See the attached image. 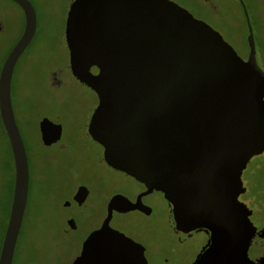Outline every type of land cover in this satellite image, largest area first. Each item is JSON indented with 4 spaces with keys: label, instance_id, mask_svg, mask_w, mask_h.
I'll return each mask as SVG.
<instances>
[{
    "label": "water",
    "instance_id": "obj_1",
    "mask_svg": "<svg viewBox=\"0 0 264 264\" xmlns=\"http://www.w3.org/2000/svg\"><path fill=\"white\" fill-rule=\"evenodd\" d=\"M15 1L24 25L0 66V120L13 162L0 264L12 262L28 181L10 78L35 14L28 0ZM246 39L241 57L173 0H71L64 20L69 70L97 97L87 131L101 144L104 161L145 191L160 190L175 222L223 231L217 239L228 243L231 257L247 256L253 229L238 198L245 189L241 171L264 150V70L248 19ZM120 197L123 210L133 206L111 195L101 224L87 233L71 264H146L142 245L108 223Z\"/></svg>",
    "mask_w": 264,
    "mask_h": 264
},
{
    "label": "rangeland",
    "instance_id": "obj_2",
    "mask_svg": "<svg viewBox=\"0 0 264 264\" xmlns=\"http://www.w3.org/2000/svg\"><path fill=\"white\" fill-rule=\"evenodd\" d=\"M250 11V26L255 47V57L264 64V0H244ZM191 9L200 7L190 4ZM228 2L226 1V5ZM35 30L31 39L17 57L10 78L12 110L20 134L24 140L30 170L27 213L20 224L11 264H69L76 243L86 229L64 231L61 229L55 200L67 193L74 181L72 175L84 173L89 167V156L94 149L86 135V122L96 104L95 92L71 74L68 66V51L64 41V11L66 5L47 2L37 6ZM227 16L215 22L224 37L243 54L246 48L245 23L239 15ZM234 22L237 33L228 27ZM0 66L18 38L22 28V16L8 3L0 2ZM49 116L62 124L64 147H43L37 138V121ZM37 150V159H30V151ZM31 149V150H30ZM13 163L10 147L0 120V230L12 183ZM46 167L54 177L47 176L53 185L66 177L63 186L46 187L39 192L32 182V174L39 172L43 178ZM246 184V193L264 192V150L252 155L241 172ZM110 176L103 173L102 183ZM113 179V178H112ZM117 182L123 181L115 178ZM244 185V184H243ZM104 197V196H103ZM152 198V197H151ZM238 198H243L241 193ZM153 210L157 217H143L136 212L114 215L110 223L124 230L137 227L147 230L154 223L166 222L165 205L160 196L153 198ZM104 201V199H103ZM102 201V202H103ZM37 212L40 214L37 215ZM103 213V208H102ZM163 213V216H162Z\"/></svg>",
    "mask_w": 264,
    "mask_h": 264
},
{
    "label": "flooded vegetation",
    "instance_id": "obj_3",
    "mask_svg": "<svg viewBox=\"0 0 264 264\" xmlns=\"http://www.w3.org/2000/svg\"><path fill=\"white\" fill-rule=\"evenodd\" d=\"M6 2L11 7L17 10L22 16V28L24 25V11L18 1L15 0H0V2ZM33 7L35 14V24L36 18L38 16L37 6L40 4H45L47 2H53L56 5H66L64 11V20L66 16V10L68 4L71 0H28ZM181 6L187 8L195 17H198L208 24H210L214 29H216L222 37L229 42L224 35L222 30L216 26L215 22L224 19L226 14L239 15L245 23V38L247 34V19L250 23V11L248 10L244 0H173ZM186 1H190V4H195L200 7L196 10L191 9L187 6ZM226 1L228 4L226 5ZM230 30L237 33L238 30L232 21V24L228 26ZM2 25L0 23V29ZM35 30V28H34ZM20 32V33H21ZM34 34V31H33ZM32 34V35H33ZM32 37V36H31ZM31 39V38H30ZM16 41V40H15ZM14 41V42H15ZM13 42V43H14ZM29 42V41H28ZM235 51L241 56H246L248 52V43L246 39V48L243 54H240L234 45L229 42ZM27 45V44H26ZM25 45V46H26ZM12 46V44L10 45ZM25 48V47H24ZM23 48V49H24ZM255 56V47H254ZM258 66L264 70V64L259 62L255 57ZM15 117V116H14ZM46 117L50 121H44L40 125L41 118ZM89 118V117H88ZM88 122V119H87ZM86 122V135L90 139V143L93 145L94 149L89 156V167L84 173H78L72 175L74 178L71 187L67 193L59 194L55 200L56 207L61 211L59 215L60 226L64 231H76L77 229H86L85 234L76 243H71V247L75 249L74 254L71 255L70 263L73 258L79 253L81 249V244L84 237L89 231L97 228L103 217L107 212V202L111 195L119 193L125 196L129 200V204L133 205L131 208L123 210L121 207L124 206V198L120 197L115 203V208L111 209V215L109 218V225L122 231L124 234L130 236L133 240L142 245L143 254L146 260V264H264V192H256V194L248 195L246 193V184L244 181L242 183L245 186L241 195L243 201L249 208L248 219L250 220L253 229L251 232L250 239L246 246V257H231L230 247L224 240L217 239V236L223 231H211L210 228L204 226H194L187 227L183 223H177L174 221L172 215V209L170 204L164 198L162 192L157 189H152L150 191H145V185L126 174L122 170L116 169L108 165L102 156V146L99 142L94 140L87 131ZM17 124V123H16ZM19 129V128H18ZM62 124L58 120L42 116L37 121V138L38 142L43 147H50L54 145L55 147H64L65 143L62 139ZM22 137V135H21ZM23 144L24 140L22 138ZM24 150L26 153L27 165H28V155L26 152V147L24 145ZM31 150V149H30ZM261 153V152H260ZM37 150L32 149L30 151V159H37ZM12 159V156H11ZM13 163V162H12ZM13 166V165H12ZM44 178L40 176L39 172L35 175L32 174L33 185L39 189V192H43L46 187H59L64 185L66 179L58 181V186L53 185L54 183L49 181L47 176L54 177V173L51 168L46 167L44 171ZM242 172V171H241ZM105 173L110 176L106 180L107 186L102 183V174ZM113 178V179H112ZM115 178L121 179V182H117ZM13 179V176H12ZM29 182H30V170L28 167V181L26 198L23 208V213L21 217V222L24 215L27 213V199L29 193ZM104 196V197H103ZM155 196H160L163 200L166 212L164 213V218L166 222L154 223L147 230L137 227H127L126 230L115 226L110 223V219L114 215H121L127 212H136L143 217H157L156 211L153 209ZM152 197V198H151ZM104 199V201H103ZM103 201V202H102ZM128 204V203H127ZM117 207V208H116ZM103 208V213H102ZM121 209V210H119ZM162 213V216H163ZM40 212H37L39 215Z\"/></svg>",
    "mask_w": 264,
    "mask_h": 264
},
{
    "label": "trees",
    "instance_id": "obj_4",
    "mask_svg": "<svg viewBox=\"0 0 264 264\" xmlns=\"http://www.w3.org/2000/svg\"><path fill=\"white\" fill-rule=\"evenodd\" d=\"M92 69L94 70L95 67L93 66ZM3 130H4V128H3ZM4 133H5V131H4ZM12 183H13V179H12ZM12 183H11L10 192H9V196H8V202H7V205H6V208H5V213H4V219H5L4 220V224H3L2 230H0V241H1V237H2V234H3L4 226H5V221H6V217H7V213H8L10 197H11V190H12Z\"/></svg>",
    "mask_w": 264,
    "mask_h": 264
}]
</instances>
